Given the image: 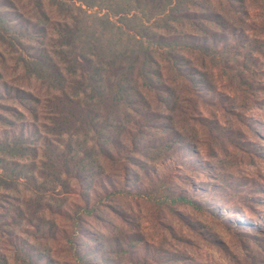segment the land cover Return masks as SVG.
<instances>
[{
  "label": "trees",
  "instance_id": "1",
  "mask_svg": "<svg viewBox=\"0 0 264 264\" xmlns=\"http://www.w3.org/2000/svg\"><path fill=\"white\" fill-rule=\"evenodd\" d=\"M246 3L0 0V264H59L40 242L56 234L42 231L45 224L40 235L26 227L71 220L70 195L83 206L62 239L81 264L103 260L106 242L80 221L98 219L103 198L114 200L117 190L137 193L140 171L158 177L150 164L170 158L157 161V152L189 154L194 144L158 122L167 119L163 110L213 91L202 68L245 36L238 8ZM7 70L17 72L12 81ZM150 128L161 135L150 139Z\"/></svg>",
  "mask_w": 264,
  "mask_h": 264
},
{
  "label": "rangeland",
  "instance_id": "2",
  "mask_svg": "<svg viewBox=\"0 0 264 264\" xmlns=\"http://www.w3.org/2000/svg\"><path fill=\"white\" fill-rule=\"evenodd\" d=\"M238 14L245 36L232 40L222 55L208 57L207 68H202L209 73L213 91L182 101L170 112L163 110L166 122H158L180 131L194 146H188L190 152L182 158L172 149L151 154L157 161L163 153L170 158L164 165L151 162L158 177L148 181L140 171L145 184L137 193L117 190L114 200L103 198L105 210L98 219L84 216L83 226L106 242L104 253H99L103 260L91 256L90 261L264 264V0H247ZM6 60L5 67L12 65ZM7 71L12 81L17 72ZM147 133L152 139L161 135V129ZM31 195L27 190L20 194ZM66 197V206L73 209L71 220L56 217L52 227L47 223L53 221H33L39 230L26 229L40 235L45 224L42 231L50 229L56 238L41 240L44 249L59 264H81L60 231L73 234L79 222L74 221L79 214L75 212H80L77 205L82 207L83 202L76 195ZM77 242L83 244V238L77 237Z\"/></svg>",
  "mask_w": 264,
  "mask_h": 264
}]
</instances>
